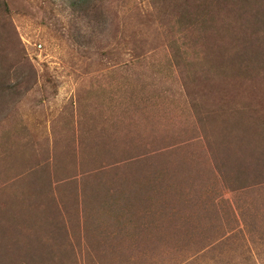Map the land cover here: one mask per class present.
<instances>
[{"label":"rangeland","instance_id":"1","mask_svg":"<svg viewBox=\"0 0 264 264\" xmlns=\"http://www.w3.org/2000/svg\"><path fill=\"white\" fill-rule=\"evenodd\" d=\"M0 264H264V0H0Z\"/></svg>","mask_w":264,"mask_h":264}]
</instances>
